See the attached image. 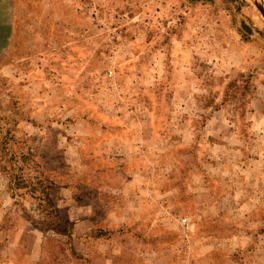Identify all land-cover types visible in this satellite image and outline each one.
<instances>
[{
    "label": "rangeland",
    "instance_id": "obj_1",
    "mask_svg": "<svg viewBox=\"0 0 264 264\" xmlns=\"http://www.w3.org/2000/svg\"><path fill=\"white\" fill-rule=\"evenodd\" d=\"M0 264H264L250 0H0Z\"/></svg>",
    "mask_w": 264,
    "mask_h": 264
},
{
    "label": "trees",
    "instance_id": "obj_2",
    "mask_svg": "<svg viewBox=\"0 0 264 264\" xmlns=\"http://www.w3.org/2000/svg\"><path fill=\"white\" fill-rule=\"evenodd\" d=\"M16 180H18L17 182H21V184H22V179L20 178V177H16ZM40 184V183H39ZM41 206V208H42V210H40V211H42V212H46L45 214L47 215V216H49V217H52V216H54L53 215V213H52V211L50 210V208L47 206V205H40ZM56 216V215H55ZM56 221V224L57 223H61V221L62 220H59V219H55ZM64 222V224H65V226L67 227V223L65 222V221H63ZM50 227H51V229L52 230H54L56 233H58V234H62V235H64V234H66V231H63V230H65V229H60L58 226H52V225H50ZM69 228V227H68Z\"/></svg>",
    "mask_w": 264,
    "mask_h": 264
},
{
    "label": "water",
    "instance_id": "obj_3",
    "mask_svg": "<svg viewBox=\"0 0 264 264\" xmlns=\"http://www.w3.org/2000/svg\"><path fill=\"white\" fill-rule=\"evenodd\" d=\"M250 1L254 5L256 11L260 14L261 18L264 21V11H263L262 7L258 4V2L256 0H250Z\"/></svg>",
    "mask_w": 264,
    "mask_h": 264
},
{
    "label": "bare ground",
    "instance_id": "obj_4",
    "mask_svg": "<svg viewBox=\"0 0 264 264\" xmlns=\"http://www.w3.org/2000/svg\"><path fill=\"white\" fill-rule=\"evenodd\" d=\"M262 5V4H261ZM262 7H263V5H262ZM263 9H264V7H263Z\"/></svg>",
    "mask_w": 264,
    "mask_h": 264
}]
</instances>
